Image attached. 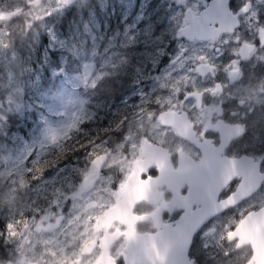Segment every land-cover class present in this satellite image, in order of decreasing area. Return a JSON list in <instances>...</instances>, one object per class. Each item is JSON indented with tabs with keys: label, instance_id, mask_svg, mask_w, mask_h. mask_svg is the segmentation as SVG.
Returning <instances> with one entry per match:
<instances>
[{
	"label": "rangeland",
	"instance_id": "obj_1",
	"mask_svg": "<svg viewBox=\"0 0 264 264\" xmlns=\"http://www.w3.org/2000/svg\"><path fill=\"white\" fill-rule=\"evenodd\" d=\"M32 1L34 0H0V17L18 12L7 20H0V55L8 50L9 43L12 41L10 38H13L16 32L25 29L26 33L34 22L43 21L45 18L66 10L73 4L61 0H44L39 5L29 7L28 4ZM103 1L113 7L110 11H106V18L113 21L114 26L119 27L121 25V28H113L116 29L114 33L106 36L108 26L105 24L108 23H104L103 28L94 24L85 27V36L77 39V42H73V46H70V53L74 59L77 58L81 63L80 71L73 73L71 69L67 68L62 71H53L52 75L54 79L59 81L60 86L53 90L52 95L44 97L43 103L27 99L20 89L17 91V97L9 96L5 101L8 105L7 112L19 120L24 119L25 122L22 121L24 127L22 133H17L15 136L5 134L2 136L4 141L0 143V233L3 234L0 235V240L4 244L12 240V244L17 247L16 250L21 255L23 253L31 254L37 247V239L41 240L42 245L49 246V243L41 238L44 235L54 240L58 249H63L67 245L64 241V239L68 240L69 237L65 232L67 225L50 228L49 225L55 224V220L49 219L41 223V220L38 219L39 215L42 214L40 210L48 206V199L51 198L52 192L59 189L68 194L69 197L61 202L59 208L53 207V210L64 216L65 220L73 215L74 201L71 199V187L78 186L82 182V173L89 165V150H92L94 144H103L109 140V134L112 133L102 131V133L107 132V134L99 138L95 129L90 128V126L95 125V122L91 121L92 111L91 108L87 107L88 100L82 91L87 88H94L93 84L96 85L98 81L107 76L108 70L125 61L123 52L125 49L136 45L137 40L145 36L142 29L160 32V35L155 36L154 32H151L147 37L148 39L141 41V43L144 45L153 43L154 48L159 46L166 48L172 40L176 53L164 67L158 69V62L162 58L158 56V60H155L157 53H160L156 50L157 52H152L150 55L151 67H142L136 70L129 92L121 97L120 102L116 103L119 104L117 107L119 119L114 121L115 142H113L117 143L121 140L125 148H132V144H137L138 140H141L137 135L138 130L141 135L144 130H147L149 135L152 134L153 126L147 120L144 121L143 129H140L138 114L141 107L152 111L157 110L158 106L151 101L159 95L167 94L168 90L162 88V84L188 75L196 82V87L200 88L198 77L188 71L196 63L192 58L198 55L197 49H192V47L175 38V33L180 25L178 15L182 14L183 4L180 0L154 1L153 12L151 13L152 22L147 24H144V21H141L142 17L136 14L137 0ZM151 2V0H139L138 7L146 10ZM160 4L164 5L163 16L157 12L161 9ZM163 21L169 28L164 27ZM157 27L160 29L157 30ZM98 30H101L102 33L99 34ZM50 43L52 50L66 48L63 42L53 36L50 37ZM120 49H122L121 53ZM182 49H187L189 52L183 53L185 62L183 68L178 62H175ZM73 68L77 70V66ZM179 99H183V93ZM189 104V102L185 103L186 109L190 107ZM74 119H77L79 123L77 128L72 130L70 141L74 143L71 145V147L73 146L71 152L76 157L69 162H59L53 168L47 167L44 173L34 180L30 179L32 173H22L21 170L32 167V161L41 154V145L45 146L42 159L50 152V149L56 148L51 145L50 141L46 140L47 135H50V130L54 129L57 133L63 134ZM4 123L5 117L0 116V126H3ZM125 134L130 137L129 140H123ZM159 137L158 134L155 138ZM90 141L93 143L90 144ZM64 145L67 146V144ZM29 150H31V155H28ZM123 159V156L118 159V167ZM126 159L129 163V158L126 157ZM115 161L116 157L112 155L110 162L114 164ZM21 175L27 179V183L30 184L29 188L19 187ZM109 180L111 182L112 178L106 176L100 178L101 183L96 184V190L91 195L96 196L101 184H105ZM30 201L31 203H29ZM33 208L37 211H33ZM21 219L27 220L31 229L30 233L27 234L26 241L20 243V237L5 239L8 223L16 221L18 230L25 231L23 226L18 223ZM223 219L211 226L215 231H210V236L215 232L223 231L224 222H226ZM220 224H223L222 229L214 228Z\"/></svg>",
	"mask_w": 264,
	"mask_h": 264
},
{
	"label": "snow or ice",
	"instance_id": "obj_2",
	"mask_svg": "<svg viewBox=\"0 0 264 264\" xmlns=\"http://www.w3.org/2000/svg\"><path fill=\"white\" fill-rule=\"evenodd\" d=\"M184 3L192 4L193 0H184ZM226 5L229 12H232L228 6V0H226ZM199 7L200 16L214 23L215 17L212 15L214 0H208L207 5H200ZM182 11L191 13L192 9L182 5ZM241 11L248 12L249 7L245 5ZM221 24H223V20H221ZM224 31L223 28L208 29L206 37L204 33H199V39L207 38L213 45L217 43L229 44L230 40L222 35ZM227 31L231 32L232 35L235 33L234 29H228ZM258 31L259 45L252 41L241 40L239 36L233 35L236 45L233 51L237 55H240L245 48L249 51L264 48V25H260ZM178 35L186 36L189 40L197 38L195 30L187 32L183 27L178 28ZM186 51L187 49H182L175 61L180 64L181 68L184 67L183 53ZM243 54L247 58V54ZM192 59L196 63L188 71L198 73L200 76L208 74L212 76L216 75V67L209 61L207 56L197 55ZM261 59L264 60V56ZM238 64L239 61H235L230 66V71H232L234 76L240 75L242 72L241 67L236 66ZM189 86H191V90H189ZM93 87H96V85L93 84ZM161 87L168 91L167 94L159 95L151 101V103L158 106L157 110L152 111L141 107L138 114L140 129H143L144 121L147 120L153 126L152 134L149 135V132L144 130L141 135L138 130V137L145 144H158L160 148H164V140L155 137L161 133L163 136H167L168 133L162 132V129L166 125H172L174 119L179 117L187 121L188 128L193 133L192 139H195V134L198 133L200 140L204 142L199 145V149L204 153L205 161L200 166H191V162L189 161L190 168L187 174L183 175L179 181L180 192L178 201L171 206L182 209V214L175 223H160V220L164 218V214L171 210L170 208L160 214L156 219V227L160 230L149 235V243L146 246L148 264H181V261L185 257L188 243L185 227L190 218L201 216L204 206L209 202L218 210L235 207L251 195L254 189L258 187L257 181L264 179V174L258 176L255 167L250 169L245 167L237 168V159L234 156L224 154L222 158L217 157L215 153L218 151L217 145L220 144V141L217 143L212 134H219V132L209 126L198 123L199 118L192 116L194 112L204 107L206 93L211 92L215 95L221 90L220 84H216L213 88L200 90V88L196 87V82L190 76L184 75L171 80L170 83L162 84ZM181 93H183V99H179ZM189 98H191L190 107L186 109L185 102L189 101ZM224 107L227 106L225 105ZM220 114L223 119H227V115L223 109L220 110ZM249 118H251V115H249ZM78 123L79 121L74 119L63 134L57 133L54 129L50 130V135H47L46 140L50 141L51 145L58 149L56 159H42L45 146L41 145V154L32 161V167L23 168L21 172L26 174L32 173L33 175L30 179L34 180L43 174L47 167L55 164L69 150L63 142L71 138L70 133L73 129L77 128ZM236 131L237 134L243 135L246 131V126L245 128H237ZM129 139L130 137L125 134L123 140ZM89 143L93 142L90 141ZM131 146L133 149L137 147L136 144H132ZM182 152L183 147H180L177 150V154L179 155ZM28 155H31V150H29ZM168 159L167 154H162L159 159L149 161L143 165L137 160L138 179L135 178V171H129L127 175L125 171H121L119 182L115 187L112 186V183L101 184L97 195L92 196L91 193L96 190V184L101 183L100 177H102L104 166L106 164L110 167L118 166L110 162L111 153L106 144H94L92 150L88 153L89 165L82 173V182L78 186L71 187V199L74 201L73 215L65 220L64 216L53 210V207L59 208L61 202L69 197L68 194L59 189L52 192L51 198L48 199V206L40 210L42 214L39 215L38 219L41 220V223L54 219L55 224H50V228L67 225L65 232L71 237L69 246L75 245L73 252L67 253L62 251V254L58 258L55 251L50 252L49 254L54 257L53 264H98V261L102 260L105 255L110 258V264H128L126 250L120 248V242L125 237L133 234V228L118 221H113L111 225H108L105 214L116 204L121 190L132 187L136 191H142L145 186L155 181L162 171L165 170ZM27 178L29 177L27 176ZM93 179H95V183H91ZM90 183L91 186L89 187ZM29 185L25 176L21 175L19 187L29 188ZM224 189H227V194L222 199H218V195ZM137 209L138 205L132 208V212L136 216V223L139 224L147 221L149 218L148 214L139 212ZM33 211H37V209L33 208ZM261 220H264V201L241 211L238 219H234L231 224L226 225L225 231L219 237L221 242L226 241L228 244L224 255L230 256V254H233V261L236 255L243 253L246 254L245 264H257L255 258L257 257L258 249L264 252V224L260 223ZM18 223L23 226L25 231L21 232L18 230L17 222L13 221L7 224L5 239L20 237V243L26 241L27 234L31 231L28 221L21 219ZM247 230L251 231L252 239H244L243 233ZM0 235L3 234L0 233ZM177 249H179L180 259H177ZM3 251V249H0V253H3ZM170 253L172 254L171 259ZM193 264H195V261H193Z\"/></svg>",
	"mask_w": 264,
	"mask_h": 264
},
{
	"label": "flooded vegetation",
	"instance_id": "obj_3",
	"mask_svg": "<svg viewBox=\"0 0 264 264\" xmlns=\"http://www.w3.org/2000/svg\"><path fill=\"white\" fill-rule=\"evenodd\" d=\"M151 1L146 10L139 9V0L136 4V14L142 17L141 21L144 23L152 22L151 13L153 12L154 1L157 0ZM158 1L162 2V0ZM181 3L184 7H190L192 12L185 13L182 11V14L178 15L179 27L194 28V30L204 33L205 37L208 29L223 28L225 31L222 35L230 40L229 44L217 43L215 45L207 38L182 41L192 49H197L198 55L207 56L216 67L215 76L211 74L200 76L194 73L198 77L200 90L213 88L216 84L221 85V90L215 95L211 92L206 93L204 107L194 112L192 116L199 118L198 123L219 132V134H212L217 143L220 141V144L217 145L218 151L215 153L217 157L222 158L224 154L234 156L237 159V168L250 169L255 167L258 176L264 174V60L261 59L264 56V48L253 51L245 48L240 55L233 51L236 47L233 35L239 36L241 40L252 41L259 45L258 29L260 25H264V0H228V6L232 12H229L227 8L226 0H214L212 12L215 17L214 23L200 16L199 6L207 5L208 0H193L192 4ZM245 5L249 7L248 12L241 11ZM160 8L157 12L163 14L165 12L164 5L160 4ZM221 20H223V24H221ZM228 29H234L235 33L232 35L231 32L227 31ZM170 44L173 46L172 41L168 43V46ZM150 45L154 47L153 43ZM173 49L175 50L174 46ZM243 53L247 54V58ZM172 58L173 56L167 62ZM235 61H239L236 66L241 67L242 72L240 75L234 76L230 71V66ZM188 102H191V98L185 103ZM225 105L227 107H224ZM221 109L227 115L226 120L221 117ZM245 126V133L243 135L237 134L236 129L245 128ZM182 130L184 132L183 137L177 135L172 128L164 126L162 132L168 134L163 136L161 133L158 138L164 140V148H160L158 144H145L142 140H138L135 149L125 148L122 141L119 140L117 142L116 163L121 156L124 157L123 161L119 167L102 170V177L100 178L105 176L112 178L111 182L109 180L105 184L110 182L115 187L119 182L121 171H125L126 175L129 171H135L136 179L139 178L137 160L143 165L159 159L162 154H167L169 157L166 161L165 170L155 181L145 186L142 191H136L133 188L131 190L123 189L122 196L117 198L116 204L110 209H114L118 204L117 213L122 210V220L133 228V234L120 242V248L126 250L128 264H148V252L146 251V246L149 243L148 237L160 230L156 227L157 217L170 208L171 210L164 214L160 223H175L179 219L183 210L171 207L179 198V181L183 175L187 174L190 168L189 161L191 166H200L205 161L204 153L199 149V145L204 142L200 140L198 133L195 134V139L190 140L185 138V133L190 136V131L184 124ZM104 144L107 146L109 142L105 141ZM180 147H183V152L178 155L177 150ZM109 150L110 153L114 151L110 147ZM126 157L129 158V163H127ZM257 184L258 187L254 189L251 195L235 207L218 210L209 202L204 206L201 216L190 218L185 227L188 243L181 264H193V261L195 264H245L246 254L236 255L233 261V254L224 255L228 244L226 241L221 242L219 237L225 231L226 225L239 218L241 211L264 201V179L258 180ZM226 194L227 189H224L217 198L222 199ZM137 205V210L147 213L149 217L147 221L139 224L136 223V216L132 212V208ZM222 218L226 221L224 227L223 224H220L214 228L220 230L223 227V231L215 232L210 236V231H215L211 226L222 221ZM243 237L246 240L251 239L252 234H243ZM41 238L43 241H47L49 246L42 245L41 240L37 239L38 244L35 250L31 254L23 253L24 256L17 252V247L12 244V240L7 244L0 240V249L4 250L3 253H0V264H53L54 257L49 254L50 252L55 251L58 258L62 251L71 253L75 250V245L69 246L70 236L67 238L68 240L64 239L67 245L63 249H58L56 242L47 235ZM171 255L170 253V259ZM177 259H180L179 249H177ZM255 259L257 264L261 262L260 257L257 256ZM98 264H110V258L105 255L102 260L98 261Z\"/></svg>",
	"mask_w": 264,
	"mask_h": 264
},
{
	"label": "trees",
	"instance_id": "obj_4",
	"mask_svg": "<svg viewBox=\"0 0 264 264\" xmlns=\"http://www.w3.org/2000/svg\"><path fill=\"white\" fill-rule=\"evenodd\" d=\"M111 9L113 7L107 5L103 0H78L63 12L31 24L28 32L25 33L24 29L16 32L13 38H10L12 41L9 43V49L0 55V116L5 117V123L0 126V143L4 141L3 135L15 136V134L24 131L22 125L25 122L24 119L19 120L7 112L8 105L5 103L7 98L9 96L17 97V91L20 89L27 99L43 103L44 97L52 95L53 90L60 86L59 81L52 75L53 71L64 68L71 69L73 73L80 71L81 63L77 58L74 59L70 53V46L72 47L73 42H77V39L85 36L87 25L94 24L103 28L104 23H108L105 24L108 26L106 36L114 33L119 27L121 28L120 25L119 27L114 26L115 23L106 18V11ZM151 32L154 31L142 29L145 36L139 38L136 45L123 52L125 61L108 70V75L98 81L96 87L82 91L88 100L87 107L92 111L91 121L95 122V125L90 128L95 129L99 138L106 135L108 131L112 132L109 134L108 142L110 144L115 142L114 121L119 119V109L117 108L119 104L116 103L120 102L121 97L129 92L136 70L142 67H151L150 55L152 52H160L157 53L155 60H158V56L161 57L162 60L158 62L162 63L161 65H164L166 59L173 54L172 44L166 48H160V46L154 48L150 46L151 43L149 45L141 43L148 39ZM101 33L100 30L99 34ZM154 35L158 36L160 32H154ZM51 36L63 42L66 48L52 50L50 48ZM119 51L121 53L122 49ZM74 66H77V70H74ZM102 131L107 132L102 133ZM63 143L67 144L66 148L69 150L49 168L55 167L59 162H69L76 157L71 152L73 147L71 145L74 143L70 139H66ZM49 151L43 159H56L58 149Z\"/></svg>",
	"mask_w": 264,
	"mask_h": 264
},
{
	"label": "water",
	"instance_id": "obj_5",
	"mask_svg": "<svg viewBox=\"0 0 264 264\" xmlns=\"http://www.w3.org/2000/svg\"><path fill=\"white\" fill-rule=\"evenodd\" d=\"M41 0H35V1H33V2H31L30 4H29V6H32V5H37L39 2H40ZM64 1H68V2H70V1H74V0H64ZM18 12H12V13H10V14H7V15H4V16H1L0 17V20H7L8 18H10V17H12V16H14V15H16ZM187 32H193L194 31V28H190V30L189 29H185ZM195 32L197 33V38L196 39H199V31L198 30H195ZM176 37H177V39H188L186 36H180V35H178V32H177V35H176ZM194 40V39H193ZM193 40H191V41H193ZM177 118H179V117H177ZM174 119V122H173V124L172 125H166V126H168V127H171V128H173L175 131H177V133L180 135H184V132H183V130L181 129V127L183 126V124L185 125V127H187L188 128V124H187V121H185V120H183V119ZM176 121V122H175ZM179 122V123H178ZM179 127V128H178ZM179 129H181V131L179 130ZM189 129V128H188ZM190 131V130H189ZM183 133V134H182ZM180 135V136H181ZM185 138L186 139H192L191 137L193 136V133H191V131H190V136H188L186 133H185ZM136 178V177H135ZM89 186H90V184H89ZM123 193V192H122ZM118 207L116 206L114 209H112V210H109V212L108 213H106L105 214V219H106V222H107V224L108 225H110L113 221H118V222H123V220H122V217H121V213H122V210H120V212L119 213H117V211H118ZM124 223V222H123ZM260 223L261 224H264V220H261L260 221ZM247 233H251V231L249 230H247V231H245L243 234H247ZM252 234V233H251ZM252 239V238H251ZM248 240V239H247ZM106 243V242H105ZM257 256L258 257H260L261 258V262L259 263V264H262V262H264V252H262L260 249H258V251H257Z\"/></svg>",
	"mask_w": 264,
	"mask_h": 264
}]
</instances>
